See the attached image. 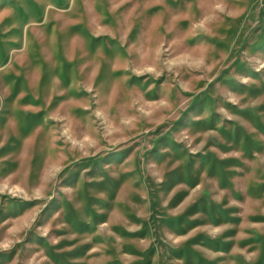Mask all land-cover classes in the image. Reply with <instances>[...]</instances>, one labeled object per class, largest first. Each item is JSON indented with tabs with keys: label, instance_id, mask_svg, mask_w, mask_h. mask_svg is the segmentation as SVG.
Masks as SVG:
<instances>
[{
	"label": "rangeland",
	"instance_id": "374dc122",
	"mask_svg": "<svg viewBox=\"0 0 264 264\" xmlns=\"http://www.w3.org/2000/svg\"><path fill=\"white\" fill-rule=\"evenodd\" d=\"M0 264H264V0H0Z\"/></svg>",
	"mask_w": 264,
	"mask_h": 264
}]
</instances>
